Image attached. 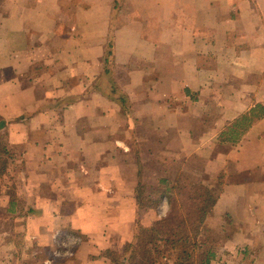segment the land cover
Returning <instances> with one entry per match:
<instances>
[{
	"label": "crops",
	"instance_id": "obj_1",
	"mask_svg": "<svg viewBox=\"0 0 264 264\" xmlns=\"http://www.w3.org/2000/svg\"><path fill=\"white\" fill-rule=\"evenodd\" d=\"M0 118V206L23 212L25 248L0 264H54L67 235L63 264H112L169 211L139 183L179 175L206 190L205 224L257 245L264 0H0Z\"/></svg>",
	"mask_w": 264,
	"mask_h": 264
},
{
	"label": "trees",
	"instance_id": "obj_2",
	"mask_svg": "<svg viewBox=\"0 0 264 264\" xmlns=\"http://www.w3.org/2000/svg\"><path fill=\"white\" fill-rule=\"evenodd\" d=\"M4 124L5 121L0 118V129ZM0 152L7 153L4 148H0ZM0 162L2 174L7 168V158L0 157ZM160 184L163 190L153 204L146 202L152 197L145 195L146 185L142 181L137 188V198L141 203L158 207L161 199L166 197L169 201L168 214L158 224L146 229L147 232L141 233L139 230L135 240L127 245L124 254L112 256V264H156L154 253L167 254L173 259V264H210L216 257V251L212 249L214 244L211 247L208 242L211 234L204 237L206 230H210L205 226L208 212L202 206L204 189L199 187L198 190L197 187L196 193H188L186 186L178 179L174 184L168 179H161ZM189 200L191 204L188 207ZM8 212L13 213L9 209Z\"/></svg>",
	"mask_w": 264,
	"mask_h": 264
},
{
	"label": "rangeland",
	"instance_id": "obj_3",
	"mask_svg": "<svg viewBox=\"0 0 264 264\" xmlns=\"http://www.w3.org/2000/svg\"><path fill=\"white\" fill-rule=\"evenodd\" d=\"M4 142V139H0V143ZM1 163V162H0ZM0 166H2V164H0ZM149 168L147 169V174H151L155 173L154 169L157 170L159 169V166L156 165L154 167V165H149ZM170 176L172 175L173 177H177V175L174 172L170 171ZM176 179H178V181H180V183L182 185L186 186V190L188 191V193H196L197 192V187L199 190L198 183L190 181L189 179H186V177L184 176H180L177 177ZM157 182L155 180H149V182L145 183V194H152V199H147V197L145 196L146 202H150V203H154L158 197H159V192H161V190H163L161 186H159L156 184ZM202 192V191H201ZM204 197L203 200L207 199L206 195L207 192L206 190L203 191ZM190 200L187 202V206H190ZM162 210H164L162 208ZM184 211L186 212V208H184ZM169 212V211H168ZM168 214V213H167ZM23 212L20 211L18 213H10L7 212L3 209V207L0 206V233H3L4 231H7V236L9 238H11V243L14 242L15 245H6V244H2L0 241V256L2 254H5L6 256L9 257V255H13L16 254L17 252L21 251V258H22V251L25 249L24 246H22L21 243V233L17 231V226H15V224H23ZM154 224L150 225L151 227ZM215 227H209L208 224H205L207 229L210 230H206V232L204 233V237H206L207 235L211 234V239L208 238V242L210 243V246L212 247V243L214 244V247H212V249L214 251H216L217 255L216 257L212 260V262L210 264H264V228H260L257 227L256 224H253L255 226H253L248 232L247 230L245 231V234L248 235L252 241H259V243L253 244L250 246V248H246L244 247V244H241L240 241L237 239V237L235 238V236L237 234H244V230L243 229H239V227H235V225L233 227L230 226V224H227V227H231V236L230 235H226L223 233V230L221 229L223 225L225 224H215ZM139 229V228H138ZM141 231V233H145L147 231H145L146 229H139ZM211 231V233H210ZM229 231V230H228ZM230 239H235L236 243L233 245V248L229 251L227 250H222V252H220L221 249V245L224 241L225 238H229ZM206 239V238H203ZM202 241V240H201ZM26 250H29L26 248ZM25 251V250H24ZM49 252H46L44 250H41V256L43 257H49ZM24 256V261L22 264H33L32 259H30L28 256L23 255ZM57 258L54 259V264H63L65 258L63 256H56ZM153 257H155V259L157 260L156 264H173V259L171 257H169L167 254H155L153 255ZM42 259V258H41ZM35 264H42L41 261L39 260V257L37 259V262H35Z\"/></svg>",
	"mask_w": 264,
	"mask_h": 264
},
{
	"label": "built area",
	"instance_id": "obj_4",
	"mask_svg": "<svg viewBox=\"0 0 264 264\" xmlns=\"http://www.w3.org/2000/svg\"><path fill=\"white\" fill-rule=\"evenodd\" d=\"M79 239L73 236H65L62 237L60 240V245L58 248V251L56 252L57 256H63V255H72L73 248L76 246V242H78Z\"/></svg>",
	"mask_w": 264,
	"mask_h": 264
}]
</instances>
